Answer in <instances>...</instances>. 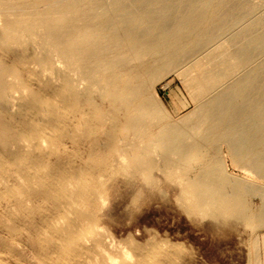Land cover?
<instances>
[{
	"label": "rangeland",
	"instance_id": "obj_1",
	"mask_svg": "<svg viewBox=\"0 0 264 264\" xmlns=\"http://www.w3.org/2000/svg\"><path fill=\"white\" fill-rule=\"evenodd\" d=\"M242 1L253 17L264 16V0ZM249 20L148 83L143 98L160 115L145 118L139 132L81 65L56 53L39 65L35 57L44 46L38 39L0 45V58L14 69L13 98L0 102V264H264V223L247 219L264 210V178L228 161L222 185L249 181L254 191L239 195L229 210L216 206L222 197L232 200L230 194L195 208L186 174L203 165L180 164L176 155L166 159L156 144L147 145L166 124L195 116L203 99L197 88L213 68V52L232 50L231 34ZM260 62L264 51L251 66ZM194 137L201 142L204 135ZM225 140L218 149L226 150ZM145 147L152 168L137 162ZM154 251L160 258L150 256Z\"/></svg>",
	"mask_w": 264,
	"mask_h": 264
},
{
	"label": "bare ground",
	"instance_id": "obj_2",
	"mask_svg": "<svg viewBox=\"0 0 264 264\" xmlns=\"http://www.w3.org/2000/svg\"><path fill=\"white\" fill-rule=\"evenodd\" d=\"M252 13L242 0H0V45L23 46L38 39L44 46L35 57L39 65H46L52 53L67 64L81 65L87 79L104 85L109 101H118L113 109L126 113L128 127L139 132L145 118L160 115L143 98L148 83L251 18L231 34L232 50L213 52V68L197 88V97L203 99L195 116L184 118L181 125L165 123L147 141L164 150L166 159L176 155L180 164L203 165L186 174V191L196 197L195 208L215 195L230 194L232 200L222 197L216 206L229 210L239 205V195L254 190L249 181L223 186L224 164L229 161L237 170L264 178V62L251 66L264 51V16ZM10 77L14 69L0 58V102L13 98ZM220 83L224 89L215 92ZM199 133L204 135L201 142L194 140ZM220 139L228 141L226 150L218 149ZM137 162L147 168L155 164L146 147ZM247 219L264 223V210ZM150 256L160 258L161 253ZM144 259L140 255L139 262Z\"/></svg>",
	"mask_w": 264,
	"mask_h": 264
}]
</instances>
